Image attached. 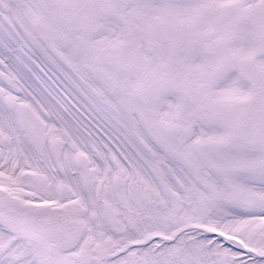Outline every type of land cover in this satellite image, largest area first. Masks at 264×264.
Here are the masks:
<instances>
[{"label": "snow or ice", "instance_id": "1", "mask_svg": "<svg viewBox=\"0 0 264 264\" xmlns=\"http://www.w3.org/2000/svg\"><path fill=\"white\" fill-rule=\"evenodd\" d=\"M0 264H264V0H0Z\"/></svg>", "mask_w": 264, "mask_h": 264}]
</instances>
